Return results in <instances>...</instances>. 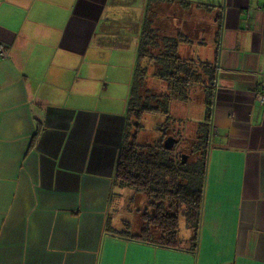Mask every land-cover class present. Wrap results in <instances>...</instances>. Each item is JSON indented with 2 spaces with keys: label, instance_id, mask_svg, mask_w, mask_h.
<instances>
[{
  "label": "crops",
  "instance_id": "1",
  "mask_svg": "<svg viewBox=\"0 0 264 264\" xmlns=\"http://www.w3.org/2000/svg\"><path fill=\"white\" fill-rule=\"evenodd\" d=\"M182 1L152 27L213 96L171 107L207 166L198 232L169 248L116 181L150 0H0V264H264V0Z\"/></svg>",
  "mask_w": 264,
  "mask_h": 264
},
{
  "label": "trees",
  "instance_id": "2",
  "mask_svg": "<svg viewBox=\"0 0 264 264\" xmlns=\"http://www.w3.org/2000/svg\"><path fill=\"white\" fill-rule=\"evenodd\" d=\"M175 5L190 6L191 3L182 0H150L146 8L138 45L139 62L128 100V124L116 169L117 184L133 191L134 196L145 195L149 207L153 208L152 216L147 219L148 225L143 226L139 237L143 241H154V236L160 237L158 243L169 248H175L181 242V220H184L189 229L198 232L207 166L205 155L195 161L184 162L185 152L200 145V139H205V134L196 139H188L186 149L165 148L167 138L179 141L182 134L184 140L185 134L183 128L176 135L170 125V121L174 120L170 113L171 107L176 102L191 101L193 92L197 89L205 91L207 99H212L213 96V88L203 83L196 70L200 69L198 65L179 55L176 40L164 39L163 46L159 45L160 32L152 26L159 22L161 6ZM157 49L159 53L155 54ZM148 60L149 67H142V63ZM202 64L206 69L201 72L210 76L211 67L206 63ZM150 69L154 78L167 84V89L151 93L147 88ZM147 114L162 115L165 118V123L155 128L160 134L152 143L139 140L140 132L147 128ZM207 126L200 125L198 134L205 132ZM194 240L197 242L196 236Z\"/></svg>",
  "mask_w": 264,
  "mask_h": 264
},
{
  "label": "rangeland",
  "instance_id": "3",
  "mask_svg": "<svg viewBox=\"0 0 264 264\" xmlns=\"http://www.w3.org/2000/svg\"><path fill=\"white\" fill-rule=\"evenodd\" d=\"M135 48H136V45H134L132 47V50L134 51ZM186 49H188V46H185L182 49L181 52L183 55H185ZM116 62H117V60L114 58L111 66H108V65L103 66L102 68L104 69V72H109L112 74V69H113V66L116 64ZM199 66H202V65L199 63ZM136 67H137V61L135 63L134 71H130L131 78H132L133 73H135ZM200 71H202V70L200 69ZM148 74H149V77H148L149 84H147V87L150 89H153V90H151L152 93L154 90L167 89L166 83L164 84V83L160 82V80L154 78L153 71L151 69L148 71ZM199 90H201V89H197V91H199ZM177 103H179V102H177ZM171 111H172V108H171ZM146 118L148 119V123L146 124L147 128H146V130H142L140 132L139 140H140V142H151L152 143L159 137V134H160V132L158 130H156L155 128H159L161 126V124L165 121V118L162 115H154V114H147ZM173 119H174L173 121H170V125H172V128L176 132V135H179L180 130L184 128V125H183L181 120L174 118V117H173ZM182 142H184V141H183L182 134H181L180 140L176 144L175 148L183 149L184 147L181 146ZM131 192H133V191H131ZM126 196L127 195H124V197H126ZM145 201H146V198L143 197L142 200L139 202V205L143 206V205H141V202H145ZM130 202L131 201L127 202L128 204L126 206V210H123L124 213L122 215V218L126 219V222L129 221V223L131 222L134 226H136L137 225V217H136V213L131 210L133 207V202L131 204H130ZM141 221H142V219L139 218V223ZM189 234H190V230L187 229L184 220H181L180 236H182V237L189 236Z\"/></svg>",
  "mask_w": 264,
  "mask_h": 264
},
{
  "label": "water",
  "instance_id": "4",
  "mask_svg": "<svg viewBox=\"0 0 264 264\" xmlns=\"http://www.w3.org/2000/svg\"><path fill=\"white\" fill-rule=\"evenodd\" d=\"M178 142L179 141L177 139L171 137L166 139L164 145L167 150H172ZM185 159H187V157Z\"/></svg>",
  "mask_w": 264,
  "mask_h": 264
},
{
  "label": "built area",
  "instance_id": "5",
  "mask_svg": "<svg viewBox=\"0 0 264 264\" xmlns=\"http://www.w3.org/2000/svg\"><path fill=\"white\" fill-rule=\"evenodd\" d=\"M6 55H7L6 47L0 44V58H5Z\"/></svg>",
  "mask_w": 264,
  "mask_h": 264
}]
</instances>
